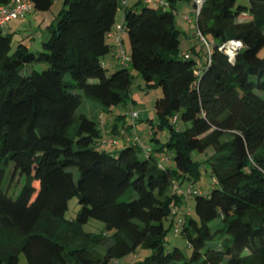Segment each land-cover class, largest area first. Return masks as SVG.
I'll return each mask as SVG.
<instances>
[{"label":"trees","instance_id":"trees-1","mask_svg":"<svg viewBox=\"0 0 264 264\" xmlns=\"http://www.w3.org/2000/svg\"><path fill=\"white\" fill-rule=\"evenodd\" d=\"M30 1L42 11L54 2ZM178 1L63 0L45 34L13 44L15 31L0 28V264H18L21 253L27 264H107L139 245L149 252L132 264H264V0L193 2L204 51L180 48ZM120 7L130 51L123 61L111 53L119 67L107 73ZM230 40L240 42L232 55ZM127 61L161 90L165 157L135 140L134 120L123 130L77 110L83 96L104 109L126 103ZM104 131L120 140L113 149ZM199 162L213 185L193 188L195 216L179 219L189 252L166 249L164 220L188 196L171 187ZM71 197L80 206L67 218ZM91 217L105 231L84 230Z\"/></svg>","mask_w":264,"mask_h":264},{"label":"rangeland","instance_id":"rangeland-1","mask_svg":"<svg viewBox=\"0 0 264 264\" xmlns=\"http://www.w3.org/2000/svg\"><path fill=\"white\" fill-rule=\"evenodd\" d=\"M131 2L132 0H128ZM238 2L247 3V0H237ZM63 6V0H54L53 4L48 10H37V12L41 13L38 15V20L34 24V27L28 28L24 32L15 31L13 35V44H16V40L19 37L27 38V36L31 35L32 31L38 32L40 34H45L46 26L50 22H55V16L57 11ZM194 5L191 0H179L177 2V6L174 13V23L176 27L179 29V46L182 50L188 48L190 45H194L197 49H202L204 51L203 41L199 34L196 31V27L194 24L195 12L193 9ZM34 12V11H33ZM123 11L122 8H118L115 16V23L120 22ZM41 15H45L46 17L40 20L39 17ZM245 16L241 14V17ZM28 34V35H27ZM123 41L122 45L125 48L126 52L130 51L129 40L126 32H122ZM107 40L110 42L109 50L103 56V61L105 63L106 72L110 73L116 68L119 67L117 59L112 58L110 54L115 51V46L113 44L112 37H108ZM27 41H29L27 39ZM38 45V42H34L32 46ZM127 67L132 72V79L129 86V94L127 97L126 103H119L116 105H111L106 107L105 109L96 101L95 99L87 96H83L81 103L79 104L77 110L81 112H85L89 116L97 118H103L106 122L116 121L119 127L123 126L126 122H132L134 124V128H131L133 136H135V140L137 142L146 143L150 147H159L158 151L161 152L165 157V152L161 147H165V141L168 139L169 130L165 126L158 127L156 125V114L154 108V101L157 96L161 94V90L159 87L152 86L148 83L135 69H132L129 61L126 62ZM43 66L38 65V68H42ZM135 110L137 115L135 117L130 116L128 113L130 110ZM117 114H124L125 120L122 117L115 120ZM173 118V117H172ZM173 121V119H172ZM151 123V124H150ZM175 125L180 126V121L174 122ZM103 131V129H102ZM155 137V138H153ZM140 143V144H142ZM211 149H208L205 152V155L209 154ZM203 153L194 152L193 157L197 159H201L203 157ZM165 163H170L169 158L164 159ZM198 172L196 175L191 177V180H187L183 188L190 187L186 190L187 198L183 203L179 205L173 206L172 211L168 217L164 220V224L168 226L165 236L164 243L166 249L172 248L174 245L180 247L185 252H189V248L186 245V240L180 235V233L175 230L176 224L179 221L180 217L184 213H190L195 216L194 211V198L192 196V189H200L203 192H207L212 188L213 185V177L209 174L208 169L205 167L203 162H199L197 164ZM16 179V178H15ZM22 179V178H20ZM21 181V180H20ZM20 181L17 180V183L20 184ZM191 183H190V182ZM190 183V184H189ZM171 190H175L177 193V189L173 186ZM79 203L77 202L76 197H71L68 201V208L66 210L65 216L67 218H71L75 215L77 210L79 209ZM176 211V212H175ZM83 229L86 231L92 232H102L105 231L103 227V222L96 218H89L88 221L83 224ZM107 231V230H106ZM109 233V231H108ZM149 250L147 248L137 246L133 251L116 258L115 260H111L107 264H132V262L143 259ZM18 264H27L24 255L21 253L19 257Z\"/></svg>","mask_w":264,"mask_h":264},{"label":"built area","instance_id":"built-area-1","mask_svg":"<svg viewBox=\"0 0 264 264\" xmlns=\"http://www.w3.org/2000/svg\"><path fill=\"white\" fill-rule=\"evenodd\" d=\"M121 3L125 4L126 0H119ZM149 1H154L157 2L158 4H167L166 0H149ZM202 0H193L194 4L198 7L199 4L201 3ZM32 7L31 1L30 0H10L8 3H1L0 2V28L5 25V23L16 17H21L23 16L26 11ZM196 9V8H195ZM123 29H122V20L120 22L115 23V26L113 30L109 33V36L112 37L114 46H115V51L112 52L113 54L117 55V58L121 61L126 60L128 58L127 52L125 48L122 45L123 41V34H122ZM201 39H203L201 37ZM204 40V39H203ZM240 46V42L237 40H230L226 46L225 50L228 54L232 55L234 53L235 48ZM129 114L132 117H135L137 115V112L135 110H130ZM173 122H175V116H173ZM118 141L115 138H110V137H105L102 139V143H108L111 145L116 144ZM142 143V142H140ZM141 145L146 147V143H142ZM175 189H177L178 193L182 195H187L186 190L190 187H178L176 185H172ZM193 191V189H192ZM173 211V210H172ZM174 212V211H173ZM178 223L176 224L175 230H177Z\"/></svg>","mask_w":264,"mask_h":264},{"label":"crops","instance_id":"crops-1","mask_svg":"<svg viewBox=\"0 0 264 264\" xmlns=\"http://www.w3.org/2000/svg\"><path fill=\"white\" fill-rule=\"evenodd\" d=\"M135 0H132L131 2H129L128 0H126V2H128V3H132V2H134ZM192 1V0H191ZM193 2V1H192ZM34 11V12H33ZM42 11V10H41ZM44 11V10H43ZM46 11V10H45ZM39 14H41V13H39V12H37V10H35V9H33L32 7H30L27 11H26V13L23 15V16H21V17H16V18H12V19H10V20H8L6 23H5V25H4V31H6V32H9V31H18V32H24V31H26L28 28H30V27H34L36 24V22H37V20H38V15ZM46 16L45 15H41V17H39L40 18V20H42V19H44ZM121 19H122V17H121ZM121 21V20H120ZM35 24V25H34ZM31 33H36V32H34V31H32ZM110 121H108V123H109ZM134 124H135V122H134ZM134 124L132 125V126H130V130L129 131H131V128L133 129L135 126H134ZM107 129H108V127H107ZM119 129H123V127H119ZM124 130V129H123ZM127 130V129H126ZM121 132V131H120ZM133 133H135V132H133ZM103 135L104 136H106V137H108L107 136V132L106 131H104L103 132ZM116 137H118L117 136V134L115 135ZM118 142L120 143V140H118ZM117 142V143H118ZM118 143V144H119ZM108 147H110V149H113L114 147L112 146V145H108Z\"/></svg>","mask_w":264,"mask_h":264}]
</instances>
